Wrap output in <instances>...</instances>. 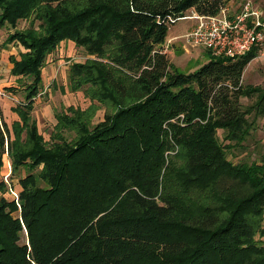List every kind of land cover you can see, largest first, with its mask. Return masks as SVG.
Here are the masks:
<instances>
[{"label":"trees","instance_id":"16d2710c","mask_svg":"<svg viewBox=\"0 0 264 264\" xmlns=\"http://www.w3.org/2000/svg\"><path fill=\"white\" fill-rule=\"evenodd\" d=\"M225 6L0 0V27L29 23L7 39L25 49L9 57L25 97L11 126L0 114V172L7 155L21 187L5 197L12 186L0 181V264H264V162L229 159L251 112L264 115V89L242 83L258 53L208 52L185 74L165 49L187 12ZM65 41L91 56L69 78L90 104L56 114L45 141L32 112L47 58ZM242 97L256 99L252 111Z\"/></svg>","mask_w":264,"mask_h":264},{"label":"rangeland","instance_id":"374dc122","mask_svg":"<svg viewBox=\"0 0 264 264\" xmlns=\"http://www.w3.org/2000/svg\"><path fill=\"white\" fill-rule=\"evenodd\" d=\"M247 0H224L225 5L230 9L240 10ZM257 6L264 10V0H252ZM185 19H180L169 29L165 49L170 61L182 73L189 74L199 70L209 59L210 55L203 45L195 46L189 43L186 35L192 32L197 26L195 18H189L192 11L186 13ZM188 17V18H187ZM29 26L26 21H20L16 29L10 26L0 27V114L3 120L11 126L18 120L17 114L13 111L19 103L24 101V91L19 87L18 77L11 72L12 64L9 57H19V53L25 49L14 42H8L9 35L15 30L25 29ZM86 51L77 47L73 42L65 41L48 56L42 70L43 86L40 94L35 99L32 119L36 121L38 131L45 141H49L57 123L56 114L67 111L69 107L85 109L89 106L90 100L85 97L83 91H72L69 86L70 67L74 62H85L90 58ZM29 82L28 79H25ZM242 83L244 86L259 87L264 89V50L258 51L257 57L250 62L244 71ZM13 87L16 91L9 90ZM243 108H250L256 103L255 98L242 97L240 99ZM253 123L249 137L242 146H236L229 154V159L234 163L264 162V115L251 112L249 116ZM104 118V109H100L93 119L98 123ZM67 136L73 134L66 132ZM222 138V132H219ZM22 176H25L23 171ZM11 172V160L6 155L4 167L0 172V181H5L12 186V190L3 194L5 197H18L21 190L19 177H14ZM1 196V195H0ZM26 239L24 234L23 241Z\"/></svg>","mask_w":264,"mask_h":264},{"label":"built area","instance_id":"2783aa9c","mask_svg":"<svg viewBox=\"0 0 264 264\" xmlns=\"http://www.w3.org/2000/svg\"><path fill=\"white\" fill-rule=\"evenodd\" d=\"M188 17L195 18L198 23L195 29L186 35L187 41L195 46H205L214 58L235 60L254 50H264L262 13L253 10L249 2L241 13L234 16L223 7L217 15L193 12ZM185 18L186 16L178 20ZM0 95L4 93L0 91Z\"/></svg>","mask_w":264,"mask_h":264},{"label":"crops","instance_id":"0c3cea01","mask_svg":"<svg viewBox=\"0 0 264 264\" xmlns=\"http://www.w3.org/2000/svg\"><path fill=\"white\" fill-rule=\"evenodd\" d=\"M249 2V4L251 5V7H252V9L253 10H257V11H259L260 13H262V17H263V20H264V10H263V8H261L260 6H257L255 3H254V1H252V0H247V1H245V3L242 5V7H241V9L240 10H233V9H230L229 8V6H225L227 9H228V11L230 12V14L231 15H236V14H238V13H241L242 11H243V9L245 8V6H246V4ZM257 53H258V51H257ZM255 59V58H254ZM253 59V60H254ZM13 67V66H12Z\"/></svg>","mask_w":264,"mask_h":264}]
</instances>
